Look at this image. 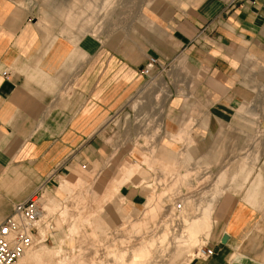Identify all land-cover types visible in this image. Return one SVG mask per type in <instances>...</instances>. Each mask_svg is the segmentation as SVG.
I'll use <instances>...</instances> for the list:
<instances>
[{
    "label": "crops",
    "instance_id": "crops-1",
    "mask_svg": "<svg viewBox=\"0 0 264 264\" xmlns=\"http://www.w3.org/2000/svg\"><path fill=\"white\" fill-rule=\"evenodd\" d=\"M150 14L156 20L144 19L152 31L138 28L101 43L91 35L51 38L17 0H0V220L38 190L62 193V182L78 168L99 170L113 159L137 163L147 131L176 135L190 118V164L203 167L212 160L208 147L232 146L213 137L231 138L251 121L248 105L264 87V2L156 4ZM150 57L157 61L155 74L172 69L171 78L165 77L169 84L159 75L149 89L144 67ZM177 63L193 74V90L188 78L177 77ZM182 83L186 90H176ZM154 143L159 146L161 138ZM166 157L176 161L177 153L169 149ZM224 177L221 172L217 181ZM260 186L254 183L245 200L223 189L214 207L218 241L209 246L215 254L184 264H229L237 246L253 235L263 237L252 230L264 210ZM118 196L129 208L145 199L131 185Z\"/></svg>",
    "mask_w": 264,
    "mask_h": 264
},
{
    "label": "rangeland",
    "instance_id": "rangeland-1",
    "mask_svg": "<svg viewBox=\"0 0 264 264\" xmlns=\"http://www.w3.org/2000/svg\"><path fill=\"white\" fill-rule=\"evenodd\" d=\"M17 2L32 14L34 21L44 28L51 38L59 36L74 40L91 35L101 43H106L116 36L135 34L138 28L152 31L153 27H149V22L144 18L147 15L151 20H156L155 14H150V9L156 4L173 7L183 2L195 4L198 0H17ZM177 64V77L190 80L193 74L183 63ZM170 69L161 74L149 72L148 76L151 78L147 84L150 85L149 89L157 85L154 77L162 75L164 80L165 77L171 78ZM165 82L169 84V80ZM182 84L184 86L181 89L180 87L175 89L186 90L185 83ZM194 85L195 83L190 80L189 90H193ZM158 103H162L164 107L166 98L162 97ZM248 106L252 112L248 115L251 121L243 125L241 130L229 133L232 134L231 138L223 133L213 137L215 140L228 141L232 146L208 147L207 156L212 160L203 167L190 164L189 154L194 149V133L191 131L192 121L189 118V122L182 124L176 135L169 130L165 132L160 129L143 134L142 137L146 141L141 146L143 152L141 160L137 163L117 164L113 159L103 164L99 170L78 168L72 178H67L70 186L64 188L61 185L62 193L58 188L51 192H42L45 210L48 215L50 214L48 217L50 223L46 222V229H40L39 233L44 235L46 241L41 237V242L35 243L27 250L18 264H24L21 259L25 254L34 251H37L39 260L43 261L40 264H57L58 260L70 256L77 260L66 264H112V258H108L110 255L115 256L121 250H128L129 244L117 245L121 239L130 240V245H133L134 240H142L144 245L149 238L155 240L153 235L156 234V230L164 223L165 218H171L174 213L173 200L181 202L182 208L188 210L191 218L205 202H208L210 194H213L211 192L218 188L216 185H219L220 189L239 193L245 200L252 185L259 181L261 186L257 199H261L263 203L258 204L264 208V87ZM157 137L162 141L159 146L154 143ZM210 143L214 144L213 141ZM169 149L177 153L176 161L167 159ZM159 157L166 158L165 161L171 167L164 168L157 160ZM130 165L133 166L130 168ZM242 165L243 171L240 170ZM246 170L248 172H245ZM221 172L225 177L219 183L217 177ZM121 177L127 179L129 177L130 184L120 181ZM115 183L116 188L113 191L111 187ZM126 185L135 186L142 191L145 197L142 205L129 208L125 200L118 199V190ZM108 190L112 191L111 197L107 200L102 199ZM259 214L262 215L261 222L255 224L252 230L264 234V210H259ZM212 219L210 236L207 239L200 237L196 246L204 244L209 247L215 241L217 243L219 232L215 210ZM184 227L181 224L174 232L179 246L185 240ZM177 250L182 251V248L178 247ZM178 252H173L172 257L169 255L166 257L167 254L164 253L161 257L162 263L177 264ZM189 256L191 259L195 258L196 252L192 255L190 249ZM229 260V264H236L237 260H241L242 264H264V235L249 237L247 242L240 244V247L237 246Z\"/></svg>",
    "mask_w": 264,
    "mask_h": 264
},
{
    "label": "bare ground",
    "instance_id": "bare-ground-1",
    "mask_svg": "<svg viewBox=\"0 0 264 264\" xmlns=\"http://www.w3.org/2000/svg\"><path fill=\"white\" fill-rule=\"evenodd\" d=\"M131 166L133 165H130L129 167L131 168ZM133 168L134 167H132V169ZM121 169H123V167ZM128 179L126 177H121L120 181H124L126 182V184H130V181ZM69 186H70V183L68 182V179L67 181L65 179L62 183V187L67 188ZM115 186H116V183L112 185L111 187L112 190L116 188ZM211 193L213 194H210V198L208 199V202L207 203L205 202V205H202V207L199 208L196 215L194 214L195 216L190 218L188 210L183 208L182 211L179 213L178 218H173V217L165 218L164 223L156 230V234L153 235L155 237V240L152 238L154 241L151 238H149L146 240L145 245H144L142 244V240H134L132 241L133 245H130V240L121 239L117 245L124 246V244H126L125 246H127V244H129L128 250L127 251L121 250L119 254L115 256L110 255L108 258H112L111 259L113 260V262L111 261L112 264H122V263H125V264H146V263L147 264H150V263L151 264H163L161 257H163L162 255L164 253L167 254L166 257L168 255L169 257H172L173 252L175 253L177 251H179L178 252L179 255H176L178 256L177 264H184L186 262H189L191 260L189 256L190 249H192V255H195V252L196 254L197 252H200V249L204 245L203 244L201 246H198V245L196 246V244L199 243L200 241L198 239L200 237L207 239L208 236H210L209 233L211 232L210 231L212 227L211 225L213 223L212 217H213L214 207H215V204L218 203L217 201L221 197V194H223V189L216 188V190H214V192H211ZM111 195H112V191L108 190L104 193V196L102 197V199L107 200L109 197H111ZM182 202L185 204L184 200H182ZM43 208H44V211L46 212L44 198H43ZM181 224L185 226L184 227L185 240L182 241L183 243L179 246L178 242L176 241L177 239L176 234L174 232H176L177 228H179ZM178 247H181L182 251L177 250ZM159 254L161 255L159 256ZM75 257L78 258L79 256H75ZM70 258L72 257L70 256V257H65L63 259H60V261L58 260L57 264H66V262L72 263L75 260H77V259H74V257L72 258V260ZM40 259L42 260V258ZM22 261L24 262V264H40L43 262L39 260L37 251L28 253V255L25 254V257L21 259V262Z\"/></svg>",
    "mask_w": 264,
    "mask_h": 264
},
{
    "label": "built area",
    "instance_id": "built-area-1",
    "mask_svg": "<svg viewBox=\"0 0 264 264\" xmlns=\"http://www.w3.org/2000/svg\"><path fill=\"white\" fill-rule=\"evenodd\" d=\"M156 59L150 57L144 67L145 73L153 71ZM182 203L173 200V218H178ZM48 215L43 208L42 192L31 194L26 200L12 206L10 215L0 220V264H18V260L35 243L46 241L40 229H46ZM50 221L47 223L49 224ZM215 254L213 248L204 245L195 258L207 259Z\"/></svg>",
    "mask_w": 264,
    "mask_h": 264
},
{
    "label": "water",
    "instance_id": "water-1",
    "mask_svg": "<svg viewBox=\"0 0 264 264\" xmlns=\"http://www.w3.org/2000/svg\"><path fill=\"white\" fill-rule=\"evenodd\" d=\"M228 236L226 234H224L221 239H220V243L225 245L227 242Z\"/></svg>",
    "mask_w": 264,
    "mask_h": 264
}]
</instances>
